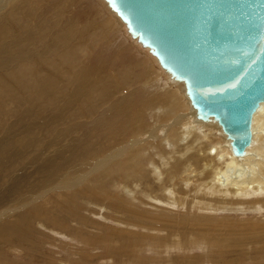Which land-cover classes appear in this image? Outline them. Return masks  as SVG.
Listing matches in <instances>:
<instances>
[{"label":"bare ground","instance_id":"1","mask_svg":"<svg viewBox=\"0 0 264 264\" xmlns=\"http://www.w3.org/2000/svg\"><path fill=\"white\" fill-rule=\"evenodd\" d=\"M0 1V7L12 5L6 11H0V188L5 189L6 184L11 183L8 191H3V196L7 199L4 198L5 200L0 202V240L8 242V238H24L30 231H34V223L37 221L63 229L65 228L63 218H67L73 221L80 219L81 225L90 223L92 226L105 227L107 233L102 234L99 240L105 241V244L101 245L96 241L90 243L95 246L94 249L103 246L107 248L106 245L109 244L107 240H112L114 235L110 233L109 227L96 221H89L81 214L85 207L83 208L80 201H85L88 203V209L105 207L113 216L105 214L107 219L117 221L119 226H127L119 227L115 236L122 233L134 235L135 239L139 237L148 245L151 243L150 249L154 252L165 250L172 239L168 241L169 238H164L166 236L162 238L155 233L164 231L173 236L174 226L166 222L175 221L145 218L144 215L127 208L126 201L116 203L121 198L107 190L106 186L110 185L120 191L129 184L135 186L134 192L129 186L127 192L136 196L135 192L139 190L138 199L143 203L157 207L167 206L170 211L175 207L183 210L182 207L189 203L194 204L193 207L201 212L205 210L235 212L238 207V211L260 212L262 216L260 218L264 219V197H259L264 195V104L254 114L252 143L246 149V154L234 156L229 141L217 123L202 122L196 118L181 83L171 79L149 51L129 35L124 23L109 8L105 0L96 1L111 17L105 15L103 9L93 17L92 25L98 28V33L92 29L87 33L88 36H85L76 30V25L67 29L65 35L62 33L52 40H49L45 32L40 33L18 24L21 13L26 8L31 10L26 13L29 16L37 13L35 6L31 4L33 1ZM67 1L73 3L72 0ZM112 17L118 22L120 30L123 29L125 33L123 36L128 41L131 40L157 68L153 67L151 71L146 69L144 74L141 73L142 79H146L144 84L156 85L155 90L158 92L156 94L153 92V97L149 94L152 98L147 96L149 99H145L146 104H141L143 108L136 110L140 112L151 110L155 123L153 125L145 123L140 112L132 114L134 108L130 106L132 113L129 115L127 108L129 116L126 115L114 131L113 126L109 128L108 139H99L97 143L89 146L91 139L83 144L82 148L79 128H84L89 120L91 121L90 116L91 118L97 116L95 115L98 113L97 110L106 108V104L114 100L118 93L129 91L128 86L124 82L122 84L121 80L117 85H113V82H110L111 77L109 80L107 74L100 73L105 67L102 66V62L99 63L100 66L93 68L95 70L93 75L85 68L80 69L82 55L85 52L83 43L87 37L99 40L103 38L105 41L113 39L115 42L119 38L117 37L119 34L114 35L117 29L116 21L114 23ZM23 20L25 23L32 22L31 18ZM123 36L120 45L126 43L128 45L126 47L132 48ZM35 40L39 43L47 41L49 44L46 50L34 51ZM160 72L165 82L161 79ZM173 85L179 88L188 102L185 107H181L182 99ZM124 95L122 99L125 100L117 104V100L113 101L115 105L113 103L111 109L125 111L127 105L136 99L132 98L136 94ZM166 103L169 104L165 105ZM183 104H186L185 101ZM188 105L191 116L186 111ZM212 129H217L218 134ZM223 139L229 152L224 149ZM77 142L79 144L76 145ZM108 149L111 153L107 156H98ZM150 151L154 153L151 154ZM93 154H96L99 160L88 173L80 175L79 166L75 170H69L72 165L86 163ZM29 165L33 167L32 171L14 176L17 172L27 170L25 167ZM148 167L151 168L150 171L147 170ZM91 178L97 183L91 181V186L88 187L87 183ZM253 196L256 200H248L253 199ZM229 206L232 208H227ZM95 211L92 210V213ZM256 217L257 215L254 218ZM128 219L143 220V223L147 224H159L162 221L165 223L162 229L155 230L152 228L156 227L141 226ZM177 222L179 224L175 231L178 235L175 237L178 236V239L172 237L175 240L173 248L184 245L181 236L191 237V241L187 240L191 243L190 250L196 248L193 246L194 243L205 244L204 247H208L209 244L222 246L227 243L225 246L234 244L239 247L243 242L264 243L262 220L250 219L228 223L220 221L212 228H207L203 224L198 226L190 224L193 227L189 228L184 222ZM135 229H142L148 233L144 232L145 236H141L140 232L134 231ZM118 240L120 241V238ZM224 255L230 253L221 251L219 255L221 258L216 260L218 264H229ZM191 257L185 256L183 263L186 264L187 259L195 261L199 258Z\"/></svg>","mask_w":264,"mask_h":264},{"label":"rangeland","instance_id":"2","mask_svg":"<svg viewBox=\"0 0 264 264\" xmlns=\"http://www.w3.org/2000/svg\"><path fill=\"white\" fill-rule=\"evenodd\" d=\"M2 1L6 2L7 0H2ZM31 1L34 2L31 4L35 6V10L37 13H34L33 15L29 16L26 13L30 12L31 10L30 9L28 10L26 8L24 12L21 13L18 24H20L21 26L30 27L34 31H38L40 33L45 32L48 35L49 40L54 39L56 36L61 35L62 33L65 35L67 33V29L69 30L70 28H73L74 26L76 27V25H77L76 30L78 32L81 31L83 35L85 36H88L87 33L88 32L90 33L92 29H94V32L98 33V28L95 25H92L93 24L92 21H94L93 17L97 13H99L100 9H103V8L101 7L102 5L99 4L96 0H72L73 3H70L67 0H64V1L62 0V2L60 0H30V2ZM11 6L0 7V11L4 12L7 9H9ZM104 10L105 9H103L104 14L111 17L110 15L106 14ZM23 18H31L32 22L25 23ZM112 19H113V22L115 23L116 19H114L113 17ZM118 26L119 24L116 21L115 27L117 31H115L114 35L116 36L119 34L117 36L119 38L117 39L116 42L113 39H109L105 41L103 38L99 40V39L87 37V39L83 43L86 53L84 52V54L82 55L83 57H82V63L80 64V69L85 68L90 75H93L95 73V70L93 68L100 66L99 63L102 62V66L103 67L105 66V67H104V70L101 71L100 73H103L105 75L107 74L109 80L111 77L112 80L110 82H113L112 83L113 85H117L121 80V83L124 82L125 85L128 86L129 91L123 94L118 93L117 96L114 98V100H111L110 103L106 104V108L104 109L102 108L99 111L97 110L98 113L95 114L97 116H93L94 118H91L92 116H90L91 121L88 118L90 123L88 122L87 125H85L86 128L85 127L81 129L79 128V132H81L79 133V137L81 140L82 148H84L83 144L88 143L89 140L91 139H92V142L91 144H89V146L92 145L93 143H97V140L99 139H103V140L108 139L109 138V128L113 126L112 131L117 129L119 124L126 118V115H128V109H129V115L132 113V111H133L132 114L136 112L139 113L140 111L139 110L136 111V110L138 108H143L141 104L145 105L146 104L145 102H147L149 97L151 96L153 97L154 95L153 92H155V94L156 92H158L157 90H155L156 85L148 86V84H144L146 83V79H142L141 77V75L144 74L145 71H147L146 69L150 71L152 70V68L154 67V63L151 62V60H149V58L146 57L143 53H141L140 50L132 44L131 40H129L130 41L129 42L128 39L125 36H123L125 33L123 32V29L120 30V26L119 27ZM111 36L113 37V34H111ZM122 36L127 40L126 42H128L132 46V48L130 46L126 47L128 46L126 43L123 44L125 45L126 48L123 45H120L122 44L121 43ZM35 41L36 43L34 44V51L35 49H38L41 51L46 50V47L49 44L47 41H41L40 43L37 40ZM88 69L90 70L88 71ZM125 71L128 73H126ZM105 75L104 77H106ZM160 75H161L160 76L161 79L165 82L161 72H160ZM176 89L179 93V98L182 99L181 107H185L188 102L185 100L179 88H176ZM124 94H127L129 96L136 94L137 96L134 95L135 97L133 96L132 98L133 99L136 98L137 100L135 99L134 102L129 103L125 111L124 109L123 110L122 109H117V110L111 109L113 106V103L115 105L116 100H117L116 104L118 102H122L125 100L124 98L122 99ZM149 94L151 96H149ZM147 96H149L148 99L146 98ZM145 99L147 100L145 101ZM184 101L186 104H183ZM139 104L141 105V107ZM167 104L169 103H166L165 105ZM130 106L132 109L134 108L132 111L130 109ZM187 107L188 108L186 111L188 115L191 116L189 113V110H190L189 105ZM143 111L140 112V115L143 117V119H145L144 120L145 123H147L148 125H153L155 123V119L151 115V110L144 111V112ZM141 116L140 118H142ZM107 117L109 119H107ZM99 120L103 123H100ZM107 121L109 123H107ZM212 130L213 131L216 130V133L218 134L217 129H212ZM97 132L99 133L97 135H94ZM198 135L202 136V134H199V133ZM77 144H79V142H77L76 145ZM223 146L225 147L224 149L227 152L228 149L225 145L224 139H223ZM91 153H93V150L91 151ZM109 153H111V150L109 149L104 150L98 156L105 157ZM98 156L96 157V154L95 155L93 154L87 160L86 163L80 162V164L77 163L75 165H72L69 168V170H75L77 166H79L80 175L84 173H88V171L91 170V168L93 167L94 163L97 160H99ZM25 168H27V170L25 169L22 172H17L14 174V176H18L21 173L23 174L26 172L28 173L33 170V169L31 170V168H33L31 167V165L26 166ZM147 170L150 171L151 168L148 167ZM115 177H117V175H115ZM92 179L93 178H91L89 182L87 183L88 187L91 186L90 185L91 181H95ZM94 183H97V181H95ZM10 184H11L10 182L7 183L5 189L0 188V202L7 199L3 195H4V192L8 191V188L11 186ZM96 186L98 187L97 184ZM122 186H126V185H122ZM128 186H129V189L130 190L132 189V191L134 192L133 189L135 188V186L134 187L130 186V184L127 185V188L123 187L124 189L122 191H120L117 187H113L111 185L108 187L106 186V188L109 192L113 193L114 195H118L121 198V200H117L116 203H123V200L126 201L125 205L127 206V208L131 209L133 212L137 214L144 215L145 218L147 217V218H154V219L156 218L173 219L176 222V223L171 222V221L166 222L174 226L175 234L174 235L171 234L173 236H170V234L164 233V231L155 233L161 236L162 238L166 236L164 238H169L168 241L172 239V241L168 242L167 244L170 247L167 246L166 248H164L165 250L157 251L159 254L157 252H154L152 249H150L151 243L148 245V243L144 241V239L137 237L136 239L138 240H136L135 239L136 236L134 237V235L131 236L129 234H123V233L122 235L115 236V234L117 233L116 231H119V227L127 228V226H119V224H117V221L112 222V220L107 219L106 216L107 215L112 216V213H109V211L105 207H103V209L94 208V207L88 209L89 208L88 203L85 201L84 202L80 201L83 205V208L85 207V210H81V214L83 216H85L89 221L99 222L102 225H105L111 229L110 233L114 235V237L112 238V240H107V242L109 243L108 245H106L107 248L103 246L100 249H94L95 246L91 245L90 243V242L96 241L100 243L101 245L105 244V241L104 242L99 241L101 240L103 236L102 234L107 233V230H105L106 229L105 227H100L97 225L92 226L90 223L88 225H81L79 222L80 219H77L78 221L77 222V221L69 220L67 218L66 219L63 218V223H64L65 228L57 229V228H54L53 226H49L48 224L43 223L42 221H37L34 223V227H35L34 231H30L29 234L26 235L24 238H8L7 239L8 242L0 240V264H8V263L9 264H59V263L60 264H85V263L86 264H184L183 258L185 256H192L191 258H193V256L199 257L197 258L198 260H195V261H193L192 259H189V260L187 259L186 264L187 263L188 264H201V263L202 264H218L216 260L221 258V256H219L221 254V251L223 253L226 251L230 253V255H224L226 261H228L229 264H264V243L254 242V243L247 244V242L245 243L243 242L242 246H239V247L234 244L225 246L227 244L225 243V245L224 244L222 246L219 245L221 246L223 250L216 244L214 246L209 244L208 247H204L205 244H197V243L195 244L194 243L193 246L196 248L191 249L192 250L191 251L190 250L191 243L188 242V241H191V237L181 236L184 239V242H185L184 245L180 247L176 246L175 248H173V245L175 244L174 241L178 239V236L175 237L176 235H178L176 231H177V225L179 224V222L177 221L184 222L185 225L189 228L193 227L191 225L198 226L201 224L205 225L207 228H212L214 225H216L220 221H223L224 223L246 221L250 219H256V221L257 220L264 221V219L260 218L262 217L260 212H253V213L250 212L249 213V211L247 212L238 211V207L236 209L237 211L235 212L227 211V210L225 211L215 210L216 213H212L215 211L210 212L209 210H205L201 212V210L198 211L196 208L193 207L194 204L190 205V203L189 205L182 207L183 210L178 207H175L174 208L175 210L172 208L170 211L169 209H167L168 208L167 206L157 207V206L149 205L147 203H143L141 199H138L140 197V195L138 194L140 193L139 190L135 192L137 197L133 196L132 194L127 192V190H129ZM259 197H264V195H261ZM252 198L253 199L249 198L248 200H256L254 196ZM227 208H232V207L229 206ZM92 210L93 211L96 210V211L92 213ZM100 212H101V215H99ZM202 214H204L205 216ZM212 214H215V215H212ZM255 215H257L256 218H254ZM258 216L260 219L258 218ZM123 219L126 220L125 218ZM128 221L130 220L128 219ZM130 222L136 223L141 226L145 225L149 228L156 227V228H152L155 230H157V228L162 229V226H164V223H165L164 221H162L159 224H151V223L147 224V223H143V220H135V221H130ZM134 231L140 232L141 236L142 235L145 236L144 232L148 233V231H145L142 229H139V230L135 229ZM213 234L215 235L216 233L213 232ZM172 237L176 239L174 240ZM119 238H120V241L118 240ZM133 239H135V241H133ZM199 239L201 240V238ZM132 241L135 243H133ZM141 242H143L144 244ZM155 242H158V241H155ZM196 245H201L202 247H197ZM245 245H249V247L248 246L246 247ZM143 246L144 248L142 249ZM184 246H186L187 248ZM134 247H136L137 250ZM160 249H163V248H160ZM174 259H177V260L174 261ZM232 259H234V261Z\"/></svg>","mask_w":264,"mask_h":264},{"label":"water","instance_id":"3","mask_svg":"<svg viewBox=\"0 0 264 264\" xmlns=\"http://www.w3.org/2000/svg\"><path fill=\"white\" fill-rule=\"evenodd\" d=\"M105 1L181 83L196 118L217 123L244 156L264 104V0Z\"/></svg>","mask_w":264,"mask_h":264}]
</instances>
